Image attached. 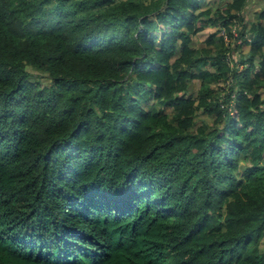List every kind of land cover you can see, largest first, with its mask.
<instances>
[{"label": "trees", "instance_id": "trees-1", "mask_svg": "<svg viewBox=\"0 0 264 264\" xmlns=\"http://www.w3.org/2000/svg\"><path fill=\"white\" fill-rule=\"evenodd\" d=\"M248 1L0 0V264H264Z\"/></svg>", "mask_w": 264, "mask_h": 264}, {"label": "built area", "instance_id": "built-area-1", "mask_svg": "<svg viewBox=\"0 0 264 264\" xmlns=\"http://www.w3.org/2000/svg\"><path fill=\"white\" fill-rule=\"evenodd\" d=\"M240 24L234 21V24L230 30V35H227L223 29H220V36L223 38L224 45L227 47L228 52L226 53L225 61L229 67H232V63L237 54L235 46H241L244 40L249 41L248 36L243 34L239 35Z\"/></svg>", "mask_w": 264, "mask_h": 264}, {"label": "rangeland", "instance_id": "rangeland-1", "mask_svg": "<svg viewBox=\"0 0 264 264\" xmlns=\"http://www.w3.org/2000/svg\"><path fill=\"white\" fill-rule=\"evenodd\" d=\"M258 2L255 1V0H249L248 1V5L247 7L245 8V17L250 20L251 19V15L253 13V11H257V9L259 8V4H257ZM264 5V3H263ZM213 31V28L209 27L207 28L205 31H202L201 33L197 34L194 38H193V42L196 44V45H200L203 40L207 37V35L209 33H211ZM220 35V33H219ZM241 67H238V70H240ZM219 88L223 89L225 88V84H219L218 85ZM222 97V95L220 96V98Z\"/></svg>", "mask_w": 264, "mask_h": 264}]
</instances>
